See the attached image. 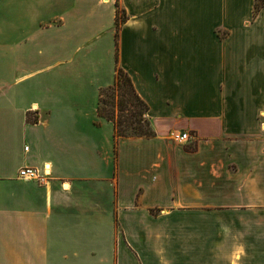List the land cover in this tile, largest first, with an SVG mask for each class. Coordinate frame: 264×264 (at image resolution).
Instances as JSON below:
<instances>
[{
    "label": "crops",
    "instance_id": "0c3cea01",
    "mask_svg": "<svg viewBox=\"0 0 264 264\" xmlns=\"http://www.w3.org/2000/svg\"><path fill=\"white\" fill-rule=\"evenodd\" d=\"M0 264H264V0H0Z\"/></svg>",
    "mask_w": 264,
    "mask_h": 264
},
{
    "label": "trees",
    "instance_id": "16d2710c",
    "mask_svg": "<svg viewBox=\"0 0 264 264\" xmlns=\"http://www.w3.org/2000/svg\"><path fill=\"white\" fill-rule=\"evenodd\" d=\"M260 5L261 4L259 2L256 3L255 13H257L260 9ZM123 17L124 14L119 8L116 19L117 34L119 32L120 21L123 19ZM107 88L112 89L113 95L117 97V103L120 110V114L117 118L111 112L103 110V90ZM113 103L114 100H112V104ZM148 109V104L137 93L129 74L118 65L116 67L114 83L101 89L98 105L99 114L113 121L116 136H153L155 131L151 126L150 119L147 115ZM129 126L132 128L131 131H127Z\"/></svg>",
    "mask_w": 264,
    "mask_h": 264
},
{
    "label": "built area",
    "instance_id": "2783aa9c",
    "mask_svg": "<svg viewBox=\"0 0 264 264\" xmlns=\"http://www.w3.org/2000/svg\"><path fill=\"white\" fill-rule=\"evenodd\" d=\"M32 110H35V107H33ZM37 117L33 119V121H36ZM190 138V134L188 132H182L178 135L177 139L180 141H187ZM49 171L48 167H43L42 169H39L34 166H23L18 171V177L22 179L27 180H36L40 184H44L49 179Z\"/></svg>",
    "mask_w": 264,
    "mask_h": 264
},
{
    "label": "rangeland",
    "instance_id": "374dc122",
    "mask_svg": "<svg viewBox=\"0 0 264 264\" xmlns=\"http://www.w3.org/2000/svg\"><path fill=\"white\" fill-rule=\"evenodd\" d=\"M103 95H104L103 102H102L103 110L111 112L117 118L120 114V110H119L118 103H117V97L113 95V90L110 88L104 89ZM112 100H114L113 104H112ZM131 130L132 128L131 126H129L127 128V131H131Z\"/></svg>",
    "mask_w": 264,
    "mask_h": 264
}]
</instances>
